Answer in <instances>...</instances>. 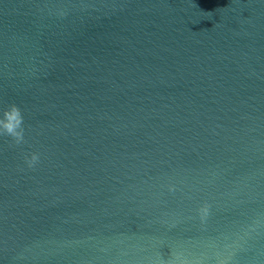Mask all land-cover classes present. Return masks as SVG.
Instances as JSON below:
<instances>
[{"label": "water", "instance_id": "1", "mask_svg": "<svg viewBox=\"0 0 264 264\" xmlns=\"http://www.w3.org/2000/svg\"><path fill=\"white\" fill-rule=\"evenodd\" d=\"M10 104L0 264H264V0H0Z\"/></svg>", "mask_w": 264, "mask_h": 264}, {"label": "clouds", "instance_id": "2", "mask_svg": "<svg viewBox=\"0 0 264 264\" xmlns=\"http://www.w3.org/2000/svg\"><path fill=\"white\" fill-rule=\"evenodd\" d=\"M0 136L10 138L11 146H20L25 142L24 117L19 107L10 104L0 111ZM40 161L37 153L26 155L24 163L28 169H33ZM200 220L203 221L209 214V206L203 205L198 209Z\"/></svg>", "mask_w": 264, "mask_h": 264}]
</instances>
